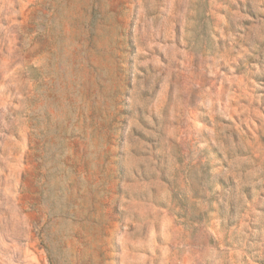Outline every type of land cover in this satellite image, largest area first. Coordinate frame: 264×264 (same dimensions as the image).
I'll list each match as a JSON object with an SVG mask.
<instances>
[{"label":"rangeland","instance_id":"374dc122","mask_svg":"<svg viewBox=\"0 0 264 264\" xmlns=\"http://www.w3.org/2000/svg\"><path fill=\"white\" fill-rule=\"evenodd\" d=\"M0 264H264V0H0Z\"/></svg>","mask_w":264,"mask_h":264}]
</instances>
